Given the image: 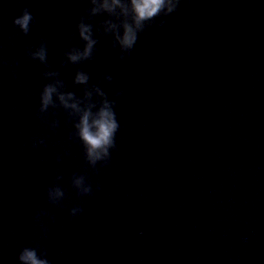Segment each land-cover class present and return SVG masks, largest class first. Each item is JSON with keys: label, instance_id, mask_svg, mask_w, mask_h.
Wrapping results in <instances>:
<instances>
[{"label": "water", "instance_id": "1", "mask_svg": "<svg viewBox=\"0 0 264 264\" xmlns=\"http://www.w3.org/2000/svg\"><path fill=\"white\" fill-rule=\"evenodd\" d=\"M25 7L35 18L26 36L12 25ZM83 7L0 0V264L36 242L50 264H264V0H183L125 60L100 37L92 61L59 69L77 94L75 68L88 72L120 124L109 163L88 169L92 195L77 198L69 176L86 169L82 150L63 111L49 110L54 130L36 119L47 81L25 48L44 39L58 68ZM56 175L66 199L53 207L45 189ZM38 210L54 217L40 218L43 237Z\"/></svg>", "mask_w": 264, "mask_h": 264}, {"label": "clouds", "instance_id": "2", "mask_svg": "<svg viewBox=\"0 0 264 264\" xmlns=\"http://www.w3.org/2000/svg\"><path fill=\"white\" fill-rule=\"evenodd\" d=\"M182 2L183 0H82L84 7L74 23L76 42H73V32L68 31L64 39L69 46L63 50L58 68L51 67L44 39L34 46L29 45L25 48V56L43 66L40 75L47 81L38 92L36 119L54 130L59 122L47 119L49 110H53V115L56 110L63 111L65 123L71 124L67 139L77 142L82 150L86 169L81 173L73 172L69 176V187L75 191L77 198L92 195L93 185L89 179L88 169L95 174L97 165L103 167L109 163L111 151L116 148V133L120 124L115 112L116 100L109 99L98 83L90 84L88 72L79 67L75 68L71 84L80 86L77 94L66 90L68 85L61 78L59 69L92 61L100 37H108V46L116 52V58L120 61L125 60L131 54L140 35L151 30L153 26H162L165 23L163 17L175 13ZM34 22L35 18L28 7L21 9L20 14L12 19L13 27L25 36L30 33ZM15 63L13 61V64ZM6 66L7 61L0 59V68ZM131 71L135 72L136 69L132 68ZM11 75L16 79L14 71ZM102 78L107 83H111L113 79L107 74ZM121 95V91L113 93L114 97ZM30 143L33 148L44 146V139L32 137ZM56 160L59 162V155ZM62 178L61 175H56L53 183L45 189L46 202L53 207L60 206L66 199V192L58 183ZM96 188L99 189L100 185L97 184ZM81 212L82 208L78 205L68 208V215L73 218ZM44 215L54 219L44 210H38L33 214V221L39 227L42 237L47 232L40 220ZM16 260L17 264H50L39 242L34 246L20 248Z\"/></svg>", "mask_w": 264, "mask_h": 264}]
</instances>
